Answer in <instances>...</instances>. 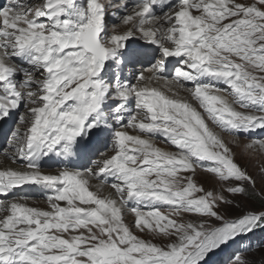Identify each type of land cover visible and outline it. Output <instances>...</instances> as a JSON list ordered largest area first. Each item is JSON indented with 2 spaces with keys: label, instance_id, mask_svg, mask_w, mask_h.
<instances>
[{
  "label": "snow or ice",
  "instance_id": "snow-or-ice-1",
  "mask_svg": "<svg viewBox=\"0 0 264 264\" xmlns=\"http://www.w3.org/2000/svg\"><path fill=\"white\" fill-rule=\"evenodd\" d=\"M8 120L0 264H257L264 196L224 136L264 131V0H4Z\"/></svg>",
  "mask_w": 264,
  "mask_h": 264
},
{
  "label": "rangeland",
  "instance_id": "rangeland-1",
  "mask_svg": "<svg viewBox=\"0 0 264 264\" xmlns=\"http://www.w3.org/2000/svg\"><path fill=\"white\" fill-rule=\"evenodd\" d=\"M116 17H113L109 21V27L111 28L113 26V20H115ZM13 122V127L11 130H14L16 127V123ZM253 134H238L235 136L225 135L224 137L228 139L229 146L233 148L235 154H236V160L244 167H247L249 173L253 175V177L257 180V186H256V192L259 193L261 196H264V183L260 180L259 175V169L261 166H264V154L260 153L259 151H252L248 150L246 148V145L248 143L258 141V140H264V131L262 130H254L252 132ZM11 135V132H10ZM10 135L7 137V140L5 141V144H2L3 147L6 149L10 148V144L12 142V136ZM161 147H167V145L162 143ZM104 152V151H101ZM101 152H98L97 155L94 157V159L99 158V155ZM207 164V162H206ZM195 179L199 183H203L206 189H211L213 187H217L215 181L212 179L210 174L205 173L201 169H197V174L195 176ZM31 198V197H28ZM34 200L33 202H40L38 198H32ZM237 201L241 204L242 209L248 208V207H256L258 208L260 206V199L259 197L254 198L253 200H248L247 198H237ZM241 209L231 208L229 209L228 215L235 216L238 215ZM189 219H193V217H188ZM129 220H131V216L128 217ZM249 244L252 246V252L249 253L256 261L257 264H264V242L259 241L258 237L256 235L250 236V238H246L243 240V242L239 245L240 247H247ZM211 264H227V255L226 254H220L218 256H215L212 258Z\"/></svg>",
  "mask_w": 264,
  "mask_h": 264
},
{
  "label": "bare ground",
  "instance_id": "bare-ground-1",
  "mask_svg": "<svg viewBox=\"0 0 264 264\" xmlns=\"http://www.w3.org/2000/svg\"><path fill=\"white\" fill-rule=\"evenodd\" d=\"M134 2V0H130V4L131 3H133ZM138 68H139V66H137ZM22 111V110H21ZM224 139H225V141L229 144V141H228V139L227 138H225L224 137ZM163 145V144H162ZM158 146H160L161 147V144H158ZM163 148H166L167 149V147H164L163 146ZM11 149L9 148V149H6L5 147H3L2 145L0 146V164H3V163H10V161H7L6 160V156H5V153H7L8 151H10ZM58 167H56V168H44V170L45 171H50V172H55L56 171V169H57ZM28 193H30L31 191H27ZM23 195H25V194H23ZM19 196V195H18ZM27 197H31V196H28V195H26ZM13 198V197H12ZM32 198H38V199H40L39 201L40 202H37L38 203V205L39 206H41V207H43V206H45L44 205V199H45V197L43 196H32L31 198H29V200L30 201H34V200H32ZM10 199V198H9Z\"/></svg>",
  "mask_w": 264,
  "mask_h": 264
}]
</instances>
